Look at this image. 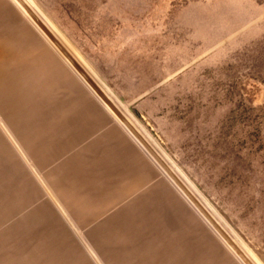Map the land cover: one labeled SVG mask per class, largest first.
<instances>
[{
  "label": "rangeland",
  "instance_id": "374dc122",
  "mask_svg": "<svg viewBox=\"0 0 264 264\" xmlns=\"http://www.w3.org/2000/svg\"><path fill=\"white\" fill-rule=\"evenodd\" d=\"M45 68L76 71L156 160L155 199L107 236L21 220ZM0 264H264V0H0Z\"/></svg>",
  "mask_w": 264,
  "mask_h": 264
},
{
  "label": "crops",
  "instance_id": "0c3cea01",
  "mask_svg": "<svg viewBox=\"0 0 264 264\" xmlns=\"http://www.w3.org/2000/svg\"><path fill=\"white\" fill-rule=\"evenodd\" d=\"M35 73L50 108L18 136L32 180L19 203L21 216H30L21 220L60 221L78 237L107 236L92 233L96 223L123 220L115 217L121 207L155 199L156 160L76 71Z\"/></svg>",
  "mask_w": 264,
  "mask_h": 264
},
{
  "label": "bare ground",
  "instance_id": "6f19581e",
  "mask_svg": "<svg viewBox=\"0 0 264 264\" xmlns=\"http://www.w3.org/2000/svg\"><path fill=\"white\" fill-rule=\"evenodd\" d=\"M19 4V3H18ZM20 5V4H19ZM22 10H24V9H22ZM25 13H26V11H25ZM56 29V28H55ZM81 58V57H80Z\"/></svg>",
  "mask_w": 264,
  "mask_h": 264
}]
</instances>
